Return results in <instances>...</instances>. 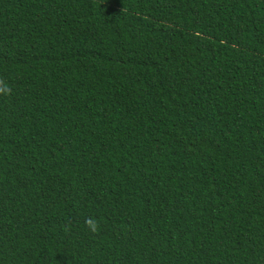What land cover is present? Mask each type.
<instances>
[{
    "label": "trees",
    "instance_id": "trees-1",
    "mask_svg": "<svg viewBox=\"0 0 264 264\" xmlns=\"http://www.w3.org/2000/svg\"><path fill=\"white\" fill-rule=\"evenodd\" d=\"M0 264H264V0H0Z\"/></svg>",
    "mask_w": 264,
    "mask_h": 264
}]
</instances>
